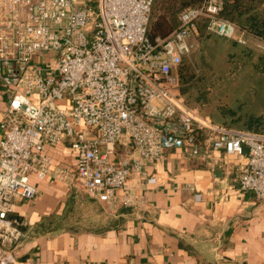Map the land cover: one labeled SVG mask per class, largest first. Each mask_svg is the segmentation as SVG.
Wrapping results in <instances>:
<instances>
[{
  "label": "built area",
  "instance_id": "obj_1",
  "mask_svg": "<svg viewBox=\"0 0 264 264\" xmlns=\"http://www.w3.org/2000/svg\"><path fill=\"white\" fill-rule=\"evenodd\" d=\"M225 2L185 9L172 34L152 40L155 0H0V264L17 263L24 235L10 215L38 196L33 176L118 211L144 206L171 151L227 157L239 190L264 205V134L214 123L182 99V65L203 23L207 35L254 41L264 54L262 39L222 17ZM61 143L73 169L46 155Z\"/></svg>",
  "mask_w": 264,
  "mask_h": 264
},
{
  "label": "crops",
  "instance_id": "obj_2",
  "mask_svg": "<svg viewBox=\"0 0 264 264\" xmlns=\"http://www.w3.org/2000/svg\"><path fill=\"white\" fill-rule=\"evenodd\" d=\"M6 106L0 99V122ZM46 155L55 169L75 167L66 143ZM167 155L144 206L112 216L51 175L33 176L38 196L16 201L10 215L24 235L16 264H264V205L239 190L236 161Z\"/></svg>",
  "mask_w": 264,
  "mask_h": 264
},
{
  "label": "rangeland",
  "instance_id": "obj_3",
  "mask_svg": "<svg viewBox=\"0 0 264 264\" xmlns=\"http://www.w3.org/2000/svg\"><path fill=\"white\" fill-rule=\"evenodd\" d=\"M263 55L254 41L243 46L222 37L204 35L196 41L193 53L184 59L190 78L187 80L182 75V99L214 123L245 129L249 116L264 115ZM45 62L52 60L46 58ZM97 204L106 216L117 212ZM85 210L82 215L93 214L91 211L86 214Z\"/></svg>",
  "mask_w": 264,
  "mask_h": 264
},
{
  "label": "trees",
  "instance_id": "obj_4",
  "mask_svg": "<svg viewBox=\"0 0 264 264\" xmlns=\"http://www.w3.org/2000/svg\"><path fill=\"white\" fill-rule=\"evenodd\" d=\"M203 2L204 0H155L149 37L152 40L168 37L179 26L180 14L189 7L201 6ZM222 17L239 24L250 34L264 41V0H226ZM204 25L205 23L200 27L201 37L207 35ZM262 62L264 64V58ZM184 63L182 74L189 80L190 69ZM259 66L262 65L259 64ZM256 68H259L258 65ZM263 124L264 115H251L243 130L263 133Z\"/></svg>",
  "mask_w": 264,
  "mask_h": 264
}]
</instances>
